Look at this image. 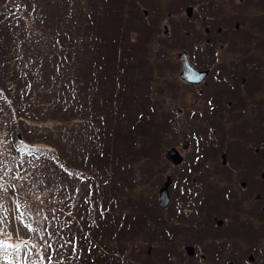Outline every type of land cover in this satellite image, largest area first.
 <instances>
[{"label": "flooded vegetation", "instance_id": "1", "mask_svg": "<svg viewBox=\"0 0 264 264\" xmlns=\"http://www.w3.org/2000/svg\"><path fill=\"white\" fill-rule=\"evenodd\" d=\"M160 1L161 6L156 0L146 1L154 9L147 17V34L163 19L160 38L187 40L188 61L206 70L198 82H188L193 84L186 87L189 100L172 104L178 111L175 123L177 118L186 121L190 111L203 132L197 144L200 152L182 149L170 174V193L179 210L202 221L197 232L189 225V236H196L192 257L202 259V264H264V54L254 53L264 38L248 20L255 0H183L179 7L177 0ZM198 41L212 48L192 54ZM216 46L226 48V54L217 53ZM171 58L179 70L182 56ZM237 116L245 131V153L208 148L213 141L207 135L214 127L220 138L219 126ZM210 179L214 189H221L217 195L208 189ZM174 231L178 236L188 233L185 228Z\"/></svg>", "mask_w": 264, "mask_h": 264}, {"label": "rangeland", "instance_id": "2", "mask_svg": "<svg viewBox=\"0 0 264 264\" xmlns=\"http://www.w3.org/2000/svg\"><path fill=\"white\" fill-rule=\"evenodd\" d=\"M37 6L42 9L41 21L47 24V28L44 29L45 31V51L47 54V62L51 64L52 54L51 52L56 51L60 52V40H74L77 43V49L73 48V55L70 57L69 53L71 52V48L66 46L64 48V56L61 59H55L54 63H59V65H55V72L59 76H56L52 72L47 69L46 76H48L47 87L49 90L56 87V94L59 97H64L62 101H68L71 99L76 100V94L71 89L69 78L70 76L67 74V71L64 69L66 66L70 64L74 59H77L78 62H81L83 58H80L79 55L83 54L86 56L88 54V46L91 43H94L96 40V29L94 28V33L87 35L85 33V29H82L83 23L77 17V10L81 11L82 5L80 1V7L78 9V0H35ZM97 1V0H94ZM77 30V33L75 32ZM80 32L83 35H80ZM141 54H138V58L142 59L143 65V73L153 74V66L152 61L146 57V53L149 51V48L144 44L140 43ZM147 47V49H146ZM133 50V48H132ZM52 64L49 67H52ZM107 80L110 76V71L107 69L105 72ZM63 83L60 89V84ZM61 93V94H60ZM62 95V96H61ZM51 96H46L45 101H51ZM176 100L177 97H175ZM167 106L168 103L166 101L163 103ZM128 114L141 117L143 113L140 110L136 111H126ZM150 116L153 117V110L148 113ZM88 121L87 118L84 116H80V122ZM114 126L115 122L113 121ZM240 123V117L237 116L236 121L234 122V127ZM122 127L127 128L129 130L132 129L129 123L124 124L122 123ZM167 127V126H166ZM115 128V127H114ZM122 128L117 127L115 132L117 134L121 133ZM147 133L144 132L145 135L148 133L154 134V132L146 129ZM165 132V140L160 141L158 146L160 147H167L170 143V135L171 132ZM185 136V135H184ZM133 144H138V141H133ZM182 144L184 147H188L187 141H183ZM155 149V148H154ZM65 157L68 159L80 161L83 160L81 155L74 154V158L68 153L63 152ZM151 158L153 160L157 159V154L155 151H151L148 156H145L143 159L146 160ZM147 164V163H146ZM144 164L142 167V174L148 173V177L143 178L144 176H140V178H132L131 182H122V181H115L114 175L111 173V179L109 176L103 177H93L92 180H88L89 170L86 167H82L77 164L74 167V173L77 176L87 175L85 178H76L72 181L68 179H56L53 190L60 194V201L62 203L63 213L59 214V222L62 224V228H66L67 231H72V235L75 236L74 239L76 240L78 237H82L83 235L80 233L81 230L85 236L91 238L95 243L102 247V235L105 234V229H102V225L99 219H95L93 217V213H97L100 216L104 213L103 209L106 207V212L110 215L111 219L114 223L118 226L119 224H131L132 226H136V234L138 237H142L145 234V231H152L158 234L157 227H153V225L157 224L154 220L150 219L147 214L150 212V209H147L148 206L155 210H159L160 207H157L154 198L151 196L154 190L152 184L158 180L162 181L164 177L172 172V167L169 166V163L166 159H161L151 166ZM121 167L122 164H119ZM96 172L95 168H93ZM151 170H158L160 171L157 177L160 178H149ZM98 173V172H96ZM140 175V174H139ZM133 176V174H132ZM117 175H115V178ZM70 183H73L70 185ZM9 197V196H8ZM25 198L28 200L32 199L31 195L25 194ZM36 198L42 201L41 196H36ZM11 204V208L17 209L16 203L9 197ZM68 199H71L68 201ZM55 201V200H53ZM116 201H120L117 210H114L113 205ZM56 202V201H55ZM77 202L80 204L88 203L87 210H79L73 208L71 205L72 203ZM103 207V209L101 208ZM126 211V214L123 211ZM170 217H172V212L170 210L165 211ZM83 215V218H81ZM21 216V215H20ZM24 216V215H23ZM21 216L22 218H24ZM27 217V216H25ZM82 219L85 221L92 222L85 224L83 223ZM37 226V225H36ZM125 226V225H123ZM13 232L16 231L15 226H11ZM31 230L33 227L30 228ZM64 239H68V242L71 246L74 245V240L69 239L66 233H63ZM135 242V239H134ZM41 239H35L33 241L31 232H17L16 244H19L20 247L16 250L14 247H9L7 250L8 259H5V263L7 264L11 259L10 264H24L21 255L26 253L31 255L32 249L39 250V253H45L46 247L43 243V246H40ZM15 244V245H16ZM109 252L112 254H117L118 250L115 248L109 249ZM168 255L167 259H162V257L158 260V263L161 264H184L181 261H175L172 255V246H169L168 250L165 252ZM3 253L0 252V256ZM120 264V263H118ZM128 264H140L139 262L135 261L134 263Z\"/></svg>", "mask_w": 264, "mask_h": 264}, {"label": "trees", "instance_id": "3", "mask_svg": "<svg viewBox=\"0 0 264 264\" xmlns=\"http://www.w3.org/2000/svg\"><path fill=\"white\" fill-rule=\"evenodd\" d=\"M80 1L82 8L81 11L77 10L78 11L77 17L83 23L81 28L82 29L86 28L85 33L87 35L91 34V30L93 34L94 33L93 29L95 28L97 33L96 40L94 41V43H91V45L88 46V54L86 56H84L83 54L79 55L80 58H83L81 62H78L77 59H74L64 69L67 71V74L70 76V80L76 84L79 90V92L76 94V103L79 102L77 107V112L81 116L87 118L88 120L86 122V125H81L79 127L81 129H87L86 130L88 136L87 144L90 145L89 143H91L94 136L92 132L100 133V128L104 126V122L106 121L104 118H102V111L104 112L105 116L109 117L110 115V111H109L110 106L108 105V103L110 100L111 83L113 82V84H115L116 82L115 80L117 79L119 84L118 90H120L125 86L124 82L126 80V77H129L130 74H126L125 72L121 71V66L119 64L121 63L123 50L121 48L119 49L120 45L118 44L117 47L114 46V49L111 54L107 46H105V44L100 40V35L102 36L106 26L108 25L112 26L115 23L118 28H121L123 26L125 21L124 2L120 1L119 3H117L116 6L114 7L116 8V10L113 11L111 14L109 12L106 13L108 15L106 16L105 14V12H107L106 6H108L109 9L111 7V4L109 2H106L107 0H97V1L78 0V9L80 7ZM34 4H35V0H0V70L2 69V66L14 62V59H18L15 58L14 53H12V51H14L15 48L18 46L15 44L16 43L15 36L19 35L16 33V31L20 26L19 23H21L23 20H27V22L28 20L30 21L26 13L29 11V8ZM100 18L105 20L104 27L102 29H101ZM75 32L77 33V30H75ZM80 35H83V33L80 32ZM59 44L61 46L60 53L64 56V58L66 57V55L64 54V48L66 46L72 49L71 52L69 53L70 57L74 53L73 48L77 49V43L72 39L71 40L62 39L60 40ZM31 49L36 51V49L32 46ZM14 52L16 53V51ZM10 53L13 54L12 57H9ZM134 60L140 61L139 58H135ZM107 69L110 71V76L108 80L104 73ZM122 96L125 98L126 101L134 102L138 106V108H140L143 111L145 119L147 120L146 116L150 111V108L148 103L143 102L142 94L138 92H132L131 94L126 96L122 91H120L117 95V99ZM91 99L94 102H92ZM92 104H94V107H92ZM118 104L120 106L121 102H119ZM99 111L101 114L99 113ZM116 111L120 113L121 109L116 108ZM116 111L115 108L113 107L112 108L113 116H117V114L115 115ZM131 117L133 119L137 118V116L134 114H131ZM93 122L98 125L97 129H92L90 127V125L92 126ZM62 128L58 125H55L54 131L58 134L64 135L62 138L64 147L66 149L68 148L69 151L76 149V147H78L79 145L78 142L70 140L72 138H68L67 136L70 135L75 137L76 135H78L79 133L75 132V130L77 129L76 128L71 129L65 126H62ZM42 171H50V167L48 166L41 167L37 170V173H40ZM102 223L105 228V232L109 236V238L107 239L110 242L109 247L118 246L119 250L122 253L126 254L127 253L125 250L126 243L125 240H121V231H119L118 234L114 236L112 222L103 221ZM80 242H82V250L85 252L80 257V260L83 262V264L128 263V261L121 260L120 258L108 256L101 251H95L94 247L87 246V243L84 240H80Z\"/></svg>", "mask_w": 264, "mask_h": 264}, {"label": "snow or ice", "instance_id": "4", "mask_svg": "<svg viewBox=\"0 0 264 264\" xmlns=\"http://www.w3.org/2000/svg\"><path fill=\"white\" fill-rule=\"evenodd\" d=\"M17 219H19V217H17ZM2 223H3V220L0 219V224H2ZM28 227L31 228V225H28ZM0 232H2V229H0ZM9 247H14L16 250H18L20 245L19 244L10 245L4 240H0V252L3 253V255L0 256V258L8 259L7 250ZM48 247H51V245H48ZM44 259H45V257H43V256L40 257L41 262H43ZM47 261H48V264H52V257L50 255L47 257ZM28 264H36V262L35 261H28Z\"/></svg>", "mask_w": 264, "mask_h": 264}, {"label": "water", "instance_id": "5", "mask_svg": "<svg viewBox=\"0 0 264 264\" xmlns=\"http://www.w3.org/2000/svg\"><path fill=\"white\" fill-rule=\"evenodd\" d=\"M159 195H160L161 202L163 204H166L168 201L167 181L161 185Z\"/></svg>", "mask_w": 264, "mask_h": 264}]
</instances>
